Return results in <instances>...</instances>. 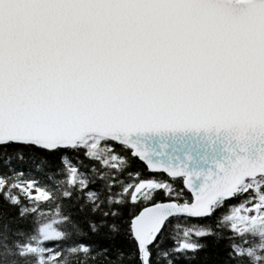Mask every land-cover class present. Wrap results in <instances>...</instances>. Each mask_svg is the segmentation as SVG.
<instances>
[{
    "label": "snow or ice",
    "instance_id": "6c2138e0",
    "mask_svg": "<svg viewBox=\"0 0 264 264\" xmlns=\"http://www.w3.org/2000/svg\"><path fill=\"white\" fill-rule=\"evenodd\" d=\"M209 259L264 264V0H0V264Z\"/></svg>",
    "mask_w": 264,
    "mask_h": 264
},
{
    "label": "trees",
    "instance_id": "16d2710c",
    "mask_svg": "<svg viewBox=\"0 0 264 264\" xmlns=\"http://www.w3.org/2000/svg\"><path fill=\"white\" fill-rule=\"evenodd\" d=\"M139 166V165H138ZM193 223H195V221H193ZM209 256H211L212 253V247H211V241H209V248L207 249ZM203 253H201V257H203ZM207 264H211V260L209 259V261L207 262Z\"/></svg>",
    "mask_w": 264,
    "mask_h": 264
}]
</instances>
